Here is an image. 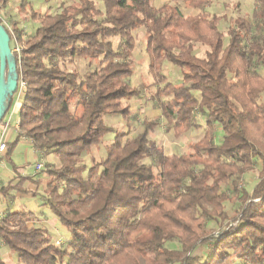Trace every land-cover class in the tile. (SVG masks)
I'll return each mask as SVG.
<instances>
[{
	"label": "trees",
	"instance_id": "16d2710c",
	"mask_svg": "<svg viewBox=\"0 0 264 264\" xmlns=\"http://www.w3.org/2000/svg\"><path fill=\"white\" fill-rule=\"evenodd\" d=\"M12 1L0 0V7ZM17 1L32 9V1ZM174 1L198 13L186 17L178 6L156 7L153 0H101L103 9L76 0L55 14L33 10L40 26L17 61L27 82L19 139L54 155L59 166H45L41 195L25 188L41 182L13 166L17 183L1 187L0 196L40 195L69 237L61 247L34 224L32 212L8 209L0 242L19 264H264V0H255L252 21L235 20L227 44L222 17L205 10L212 0ZM141 29L151 73L165 62L182 71L179 83H164L160 93L169 99L155 97L161 118L178 138L201 127L198 118L206 127L191 155L166 154L151 138L157 121H145L136 135L105 125L108 116L128 117L124 101L142 95L130 83L134 33ZM13 32L19 39L23 33L16 26ZM197 44L207 48L204 57L195 54ZM79 59L94 68L82 76L68 70ZM112 133L105 159L91 157L87 169L84 158ZM257 165L254 188L239 186ZM214 221L219 237L207 229Z\"/></svg>",
	"mask_w": 264,
	"mask_h": 264
},
{
	"label": "rangeland",
	"instance_id": "374dc122",
	"mask_svg": "<svg viewBox=\"0 0 264 264\" xmlns=\"http://www.w3.org/2000/svg\"><path fill=\"white\" fill-rule=\"evenodd\" d=\"M32 1V9L22 10L19 8V2L17 0L10 2L7 6L0 7V18L3 24L8 25L12 30L14 26L17 29L22 30L21 38L19 39L17 34V39L21 47L25 48V41L35 34L40 26L39 19L32 18L33 10L38 11L39 14L45 13L47 10L55 14L61 10V5H69L76 0H30ZM97 3L99 9H103V4L101 0H94ZM164 4L171 6H178L184 16H191L198 13V11L193 10L189 5L184 2H176L174 0H153V5L156 7H161ZM257 2L255 0H212L209 6L205 7V10L212 15L222 17L220 23V29L225 34L226 44L228 43L227 32L230 28L235 26V20L238 18H244L246 20L252 21L253 13L257 9ZM41 12V13H40ZM135 37V48L132 56V65L134 74L130 79V83L133 87L140 88L142 95L139 98H133L131 100H125L124 104L130 107V115L125 117L123 115H111L105 119V125L108 127H113L117 132H131L132 135H136L143 130L144 122L157 121L159 124L155 127V130L151 134V138L164 148L166 154H193L192 146L197 143L205 134L206 127L202 120L198 118L201 127L193 128L192 130L184 133L179 138L174 135V132L169 129L167 123L163 118L162 114L157 106L156 96L161 95V90L164 88V83L177 84L181 80L182 71L179 67L165 62L158 73L153 74L150 71V58L147 53V46L145 42V30H137L134 33ZM13 46V43L11 42ZM206 47L197 44L195 49V54L199 57H204ZM94 63H89L82 59L76 60L74 62L68 63L66 67L70 71H76L80 76L84 75L86 72L94 68ZM156 75L164 76L162 82L156 77ZM169 99L168 97L161 95V101ZM74 105L72 110H74ZM80 112V111H79ZM20 119L19 112L13 114L12 124L17 125ZM260 136V135H259ZM115 139V134H109L102 138L99 146L95 147L92 152L84 158V163L87 169L91 167L90 158L93 157L98 161H102L106 157V146ZM261 140V142H260ZM258 140L264 147V136L260 137ZM8 142V141H7ZM9 143V142H8ZM7 143V144H8ZM260 145V144H259ZM9 150H11L10 161L6 159L7 167L13 172V166L17 169L31 168L30 173L24 176H32L34 180H39L41 182L38 187L35 184H26L25 188L31 191H38L39 194H43V190L46 186V181L48 175L45 171L36 173L34 171V166L39 162L40 158L44 160L45 166L58 167V158L54 155H44L35 154L33 146L25 141H19L15 145V141L8 144ZM193 160V159H191ZM50 164V165H48ZM46 168V167H45ZM46 168V169H47ZM261 170L260 165L256 166V170L248 173L244 177L240 178L239 186H245L247 190L251 191L258 182V173ZM11 173V171H10ZM7 178H5L6 180ZM10 182L17 183L16 177L14 180L12 178L7 179V181H2L0 188L3 185H7ZM33 197L32 195H25L20 193L14 198H7L1 195V199L8 204V209L11 211H26L32 212L35 215L34 224L38 227H43L48 230L51 234L54 242H61L60 246L65 247L68 243V233L61 227L57 217L52 213V211L44 206L41 197ZM225 208L230 216H234V203L231 201L226 202ZM6 212L0 216L4 217ZM33 225V223H32ZM218 224L214 222H209L207 225L208 231L215 233L216 237L221 235V229ZM202 248L198 249L196 254H201ZM8 251L2 252L6 254ZM15 264L18 263V259L15 256ZM129 259L123 263L116 262L115 264H128ZM231 264V263H228ZM234 264H242L240 261H236Z\"/></svg>",
	"mask_w": 264,
	"mask_h": 264
},
{
	"label": "water",
	"instance_id": "95a60500",
	"mask_svg": "<svg viewBox=\"0 0 264 264\" xmlns=\"http://www.w3.org/2000/svg\"><path fill=\"white\" fill-rule=\"evenodd\" d=\"M19 79L17 59L11 47V37L6 27L0 24V126L10 110Z\"/></svg>",
	"mask_w": 264,
	"mask_h": 264
},
{
	"label": "built area",
	"instance_id": "2783aa9c",
	"mask_svg": "<svg viewBox=\"0 0 264 264\" xmlns=\"http://www.w3.org/2000/svg\"><path fill=\"white\" fill-rule=\"evenodd\" d=\"M6 27L9 29V32L11 33V35L13 36L12 39V43H13V47H12V52L13 54L16 56V59L18 62H20L21 58H22V52H23V48L21 47L17 36L14 34L13 30L6 25ZM27 87V82L24 79H19V84H18V89L17 92L14 95L13 98V106H16L17 103L20 102L22 96L24 95V91ZM13 110L12 108L9 110V112L7 113V115L5 116L3 122L1 123L0 126V160L2 159L3 156H5V154L7 153L8 150V145H7V141L5 140L7 137V134L9 132V130L14 129V126L12 124V120H13ZM15 130H17L19 132V125H17L15 127ZM45 163L44 161H39L35 166H34V171L36 173H39L41 171H43L45 169ZM61 242H57V244H60Z\"/></svg>",
	"mask_w": 264,
	"mask_h": 264
},
{
	"label": "crops",
	"instance_id": "0c3cea01",
	"mask_svg": "<svg viewBox=\"0 0 264 264\" xmlns=\"http://www.w3.org/2000/svg\"><path fill=\"white\" fill-rule=\"evenodd\" d=\"M18 104L19 103H17L16 106H12L13 113L18 112ZM17 125H18V122H17ZM17 125L14 124V129L9 130V132L7 134V137L5 139L6 141L9 142V143L8 142L7 143L10 144L12 141L19 140V141L28 142V143H30L32 145L31 141L28 140V139H25V138H20L19 139V132L17 130H15V127ZM0 136H1V134H0ZM8 150H9V147H8ZM34 152H35V154H38L35 150H34ZM7 153H8V151H7ZM7 153L0 160V185H1L2 181H7V179H10V178H12L14 180V178L17 176L16 172H13L11 169H9L7 167V163H6ZM42 160L43 159L40 158L39 161H42ZM30 170H31V168H26V169L21 168V169H18L17 172L19 174H22V175H28L30 173ZM10 171H11V173H10ZM5 178H7V179L5 180ZM3 186H6V185H3ZM19 194L20 193H17V192H11V196H17ZM7 210H8V204L5 203L0 198V216H2L5 212H7ZM6 250L8 251V253L3 255L2 252L6 251ZM0 256L3 258V260H4V262L6 264H15V258H14L15 256H14V254H12L9 251V249L1 242H0Z\"/></svg>",
	"mask_w": 264,
	"mask_h": 264
}]
</instances>
